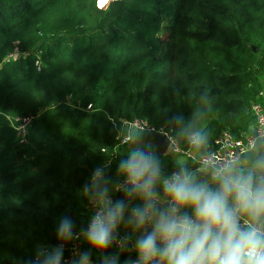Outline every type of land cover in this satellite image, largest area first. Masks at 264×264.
Listing matches in <instances>:
<instances>
[{
    "label": "trees",
    "instance_id": "1",
    "mask_svg": "<svg viewBox=\"0 0 264 264\" xmlns=\"http://www.w3.org/2000/svg\"><path fill=\"white\" fill-rule=\"evenodd\" d=\"M256 103L264 106V0H0V264L59 245L65 215L86 229L83 186L98 166L127 220L143 205L114 192L131 150L155 156L167 198L162 180L182 168L178 154L159 155L152 134L116 148L125 122L165 127L185 151L197 134L199 155L225 133L251 134ZM117 252L118 264L136 259L115 245L106 254ZM91 259L100 264L96 250Z\"/></svg>",
    "mask_w": 264,
    "mask_h": 264
},
{
    "label": "clouds",
    "instance_id": "2",
    "mask_svg": "<svg viewBox=\"0 0 264 264\" xmlns=\"http://www.w3.org/2000/svg\"><path fill=\"white\" fill-rule=\"evenodd\" d=\"M259 165L264 166V158ZM117 171L123 184L116 191L142 199L143 205L133 207L125 220V201L113 203L105 170L96 167L90 184L83 186L96 209L87 228L76 232L74 220L63 216L56 230L59 245L50 251L38 246L27 264H61L65 244L81 238L89 249L76 251L71 264H93L92 250L100 254V264H118L119 252L106 253L114 245L124 251L130 242L131 235H119L121 224L143 233L132 248L136 259L129 257L124 264H264V178L254 180L251 171L244 175L220 166L213 177L219 187L213 190L181 168L162 180L168 200L160 206L156 185L161 169L151 152L131 150ZM187 208L191 215L181 211Z\"/></svg>",
    "mask_w": 264,
    "mask_h": 264
},
{
    "label": "built area",
    "instance_id": "3",
    "mask_svg": "<svg viewBox=\"0 0 264 264\" xmlns=\"http://www.w3.org/2000/svg\"><path fill=\"white\" fill-rule=\"evenodd\" d=\"M19 54L20 53L16 49L15 53L11 54L8 57V59H14ZM90 108L91 105L88 107V109ZM252 109L256 118V124L255 127L253 128V132L251 134H243L239 138H235L226 133L223 134L215 141V149L213 151L209 153L200 154L198 156L197 163L201 168L214 169V174L220 166H227L231 168L232 166L239 163L245 154H247L249 151H252L255 148L257 141L264 139V106L261 103H256L253 105ZM32 120H33L32 117L23 118L21 120L22 124L19 127V131L25 134L26 127L30 124ZM124 129H125V134L121 138L116 148L130 144V142L134 140L133 134H152L153 136L165 137L169 140L167 153H173L178 155H186V156L191 155L192 152H194L193 149L199 143L198 135L193 134L189 137L190 149L186 151L182 150L178 146L177 141L172 136H170V134L168 133L165 127L155 128L145 120H134L131 122H125ZM122 184H123V180L118 183V185L114 189V192H121V191H116V189L120 187ZM167 200L168 197L165 199L161 198L160 206H166L164 202ZM95 210L96 209L94 205L91 202H89V204L87 205L89 222ZM242 222L243 221H241V223ZM149 229H151V225H147V230L149 231ZM82 241H83L82 238L78 240L74 239L70 241V244L67 247L65 246V248L67 249V255L63 258L61 264H71V260L73 258L74 253L76 251L82 252L81 251ZM117 249L120 251L119 248Z\"/></svg>",
    "mask_w": 264,
    "mask_h": 264
},
{
    "label": "crops",
    "instance_id": "4",
    "mask_svg": "<svg viewBox=\"0 0 264 264\" xmlns=\"http://www.w3.org/2000/svg\"><path fill=\"white\" fill-rule=\"evenodd\" d=\"M200 155V154H199ZM197 153L192 152L191 155H179L180 160L177 163L182 167L192 172L198 182L206 183L207 186L213 190L219 187V183L213 177L214 169H204L201 168L197 163L198 156ZM261 158H264V139L257 141L255 148L252 151H249L244 157L241 159L239 163L232 166L236 172L240 174L247 175L250 171L254 174V180L259 178H264V166L259 165V161ZM111 195V192L109 196ZM119 235L122 237L126 234L131 235V240L127 244L126 249L130 253H135L132 251V248L135 244V240L137 237L142 235L141 232L133 233L131 231H121L117 229Z\"/></svg>",
    "mask_w": 264,
    "mask_h": 264
},
{
    "label": "water",
    "instance_id": "5",
    "mask_svg": "<svg viewBox=\"0 0 264 264\" xmlns=\"http://www.w3.org/2000/svg\"><path fill=\"white\" fill-rule=\"evenodd\" d=\"M110 1H118V0H110ZM105 5H107V3H105L103 6H105ZM103 6H98V7L102 8ZM153 138H154L153 141L149 142L148 144L150 146H152L157 151V153L159 155H165L167 153L169 140L165 137H162V136H154ZM143 145H144L143 140L134 139L133 141L130 142L129 147L130 148H137V147H142Z\"/></svg>",
    "mask_w": 264,
    "mask_h": 264
},
{
    "label": "rangeland",
    "instance_id": "6",
    "mask_svg": "<svg viewBox=\"0 0 264 264\" xmlns=\"http://www.w3.org/2000/svg\"><path fill=\"white\" fill-rule=\"evenodd\" d=\"M97 1V6H101L100 3H99V0H96ZM110 1L107 2V4L109 3ZM176 161H179L180 160V156L179 155H176ZM110 194V192H109Z\"/></svg>",
    "mask_w": 264,
    "mask_h": 264
},
{
    "label": "snow or ice",
    "instance_id": "7",
    "mask_svg": "<svg viewBox=\"0 0 264 264\" xmlns=\"http://www.w3.org/2000/svg\"><path fill=\"white\" fill-rule=\"evenodd\" d=\"M107 2V0H101V3H106Z\"/></svg>",
    "mask_w": 264,
    "mask_h": 264
}]
</instances>
